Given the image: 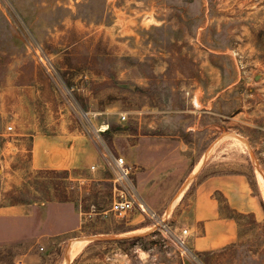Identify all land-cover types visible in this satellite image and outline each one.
Returning <instances> with one entry per match:
<instances>
[{"label": "rangeland", "instance_id": "obj_1", "mask_svg": "<svg viewBox=\"0 0 264 264\" xmlns=\"http://www.w3.org/2000/svg\"><path fill=\"white\" fill-rule=\"evenodd\" d=\"M140 135L182 160L164 195L139 186ZM102 154L188 230V258L137 212L109 211ZM202 168L244 176L259 205L238 213L215 194L237 240L209 252L191 247L194 185L182 194ZM263 196L264 0H0V264H264Z\"/></svg>", "mask_w": 264, "mask_h": 264}, {"label": "crops", "instance_id": "obj_2", "mask_svg": "<svg viewBox=\"0 0 264 264\" xmlns=\"http://www.w3.org/2000/svg\"><path fill=\"white\" fill-rule=\"evenodd\" d=\"M107 129V125H102V129L98 131L104 133ZM189 129L191 131H196L197 125L194 123ZM140 136L144 139V142L146 141L147 143L135 144L131 149L134 158L132 161L136 164V169L140 170V172H136L140 176L139 180L141 182L139 186H141V189L147 187L150 193L153 192V194L164 195L166 193L162 190L166 188L167 183H165L162 190L156 188H160L161 183L167 181V178L169 179V174L177 175L179 173L180 169L178 165L182 160L174 153V150L158 155L157 153L160 151L161 147L160 144L152 143V138L148 136ZM37 143V139H34L33 149L31 150L34 155L36 152L38 153ZM168 143L169 141L166 142L164 148H175L176 142L172 141L171 146ZM203 158L204 155L200 157L199 161H202ZM62 165L66 164L62 162ZM203 170H205V168H202L195 174V177L187 184L182 194L185 195L187 190L194 185L191 225L189 226L191 228L190 231L196 232V234L191 239V247L198 252H209L221 249L237 240V224L233 219L223 214L219 207L220 203L214 196L215 194L221 196L229 208L238 213H247L251 211L257 215L259 213V205L257 199L250 194L249 186L244 176L237 174H216L202 177L204 174ZM161 173H163V175H160ZM154 180H159L160 182H154ZM181 200V196L171 201L167 199L166 211L170 212L168 217L172 215L171 212L180 206ZM151 209H153V206ZM132 228L133 229L129 231L128 234L141 231V229L136 226ZM148 228L154 229L151 223L147 226V229Z\"/></svg>", "mask_w": 264, "mask_h": 264}, {"label": "built area", "instance_id": "obj_3", "mask_svg": "<svg viewBox=\"0 0 264 264\" xmlns=\"http://www.w3.org/2000/svg\"><path fill=\"white\" fill-rule=\"evenodd\" d=\"M125 119L124 115L120 116L121 121H125ZM7 129L11 130L12 128L8 127ZM102 156L113 175V199L109 211L125 219H128L133 212H137L147 219L168 243L174 246L181 258H188L190 255L187 244L188 230L183 229L179 233L176 232L171 228L167 218L151 210L141 201L130 180L132 167L126 163L123 157H115L111 154H102Z\"/></svg>", "mask_w": 264, "mask_h": 264}, {"label": "bare ground", "instance_id": "obj_4", "mask_svg": "<svg viewBox=\"0 0 264 264\" xmlns=\"http://www.w3.org/2000/svg\"><path fill=\"white\" fill-rule=\"evenodd\" d=\"M261 185H262V184H261ZM263 197H264V196H263ZM75 244H76V243H75ZM76 246H78V244H77ZM73 247H74V245H73ZM73 247H72V248H73ZM77 248H78V247H77ZM72 250H74V249H72ZM77 250H78V249H77ZM74 253H76V252H74ZM74 253H72V254H74Z\"/></svg>", "mask_w": 264, "mask_h": 264}, {"label": "trees", "instance_id": "obj_5", "mask_svg": "<svg viewBox=\"0 0 264 264\" xmlns=\"http://www.w3.org/2000/svg\"><path fill=\"white\" fill-rule=\"evenodd\" d=\"M264 207V206H263Z\"/></svg>", "mask_w": 264, "mask_h": 264}]
</instances>
